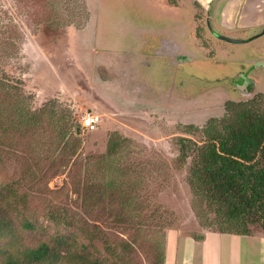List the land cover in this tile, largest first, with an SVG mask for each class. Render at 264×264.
Returning a JSON list of instances; mask_svg holds the SVG:
<instances>
[{"label":"rangeland","instance_id":"rangeland-1","mask_svg":"<svg viewBox=\"0 0 264 264\" xmlns=\"http://www.w3.org/2000/svg\"><path fill=\"white\" fill-rule=\"evenodd\" d=\"M154 1L160 4L163 0H151ZM177 1L179 7L166 9V12L183 17L190 29L199 27V15L207 21L211 9L208 0ZM142 5L141 0H0V46L10 44L12 47L0 59V80L9 79L11 85L17 86L19 99L32 110L38 111L48 105L61 115L64 120L59 123L61 129L67 124L81 129L77 135L81 144L70 163L67 162L71 143L62 152H52L55 157L53 168L42 170L44 162L41 161V169L35 168L39 175L32 180L23 178V166L42 160L41 150L36 148L46 146V140L36 142V137L34 141L27 138L16 141L12 148L0 149V189L10 187L3 185L12 183V188L27 194V205H21L13 214L15 229L3 240L0 264L7 254L17 255L30 247L51 242L58 233L81 237L82 227L99 228L109 240L126 239L127 234L109 223L104 214L86 213L82 200L73 193L76 184L84 186L98 178L101 181L117 179L122 186L131 189L135 203L145 210L146 225L139 233L141 249L136 248L129 264H153L152 252L161 240L165 242L166 264H239L234 250L236 243L230 242V235L208 233V229L200 224L195 208L198 200L189 184L194 156L190 154L186 162L180 160L185 139L200 145L204 140L196 129L188 132L187 128H202L206 124L214 114L207 109L212 106L210 102L207 100L199 105L203 114L184 117L178 109L124 107L117 104L114 94L102 97L99 80L95 81L89 71L91 63L98 65L105 60L90 58L100 41L97 33L100 28L102 31V17L106 25L103 41L120 42L132 52L137 43L152 38L148 31L156 29L152 28L156 25L155 19L150 14L151 8ZM224 5L221 11L225 9ZM232 9L233 18L237 19L239 10ZM257 17L263 20L264 14ZM120 19L134 27V30L127 29L124 37L114 25ZM210 23L220 35L247 39L240 38L243 33L240 29L234 33L224 31L212 15ZM92 31L95 32L90 36ZM209 38L205 41L206 46L191 49L195 58L186 60L184 66L165 73L160 69L144 85L154 92L153 89L159 90V86H165L167 90L177 84L175 87H179L185 97L198 96L214 87L236 86L241 77L260 65L253 61L264 58V36L245 44ZM189 42L195 44L191 38ZM186 44L188 46V42ZM235 74L239 79H235ZM120 99L125 103L130 100L126 95ZM87 112L101 118L95 132L81 126ZM223 114L217 113L218 116ZM112 136L127 143L119 153L109 156L107 149ZM100 158L103 168L98 171L96 164ZM201 207L207 212L204 204ZM58 213H65L73 226H57L51 216ZM209 214L207 212V217L213 219ZM24 221H30L39 230L23 228ZM193 235L202 238L195 242ZM190 237L191 248L186 244ZM96 248L105 256L102 245L97 243ZM60 264L70 263L63 260Z\"/></svg>","mask_w":264,"mask_h":264},{"label":"trees","instance_id":"trees-1","mask_svg":"<svg viewBox=\"0 0 264 264\" xmlns=\"http://www.w3.org/2000/svg\"><path fill=\"white\" fill-rule=\"evenodd\" d=\"M9 47L10 44L0 46V59L6 56ZM9 81L0 80V149L12 148L16 141L27 138L33 140L36 137V142L46 140V146L36 148L41 150L42 160L23 166L25 180L38 177L35 168L41 169V161L44 162L42 170L53 168L55 157L52 152H62L71 143L69 164L81 144L77 136L78 126L67 124L61 129L59 123L64 121L61 115L48 105L38 111L32 110L21 102L15 90L18 87ZM229 113L221 120H209L202 128L189 126L188 132L196 129L204 140L200 145L185 139L180 160L186 162L190 154L194 156L189 184L198 200L195 204L197 218L208 233L234 236L264 234V104L257 101L232 105ZM66 121L69 122L68 118ZM126 143V140L112 136L108 155L119 153ZM96 167L98 171L103 168L101 158ZM3 186L10 187L0 189V254L4 252L3 240L8 232L15 229L13 214L21 205H27L26 193L12 188V183ZM72 190L76 198L82 200L86 213L104 214L109 223L127 234V238L109 240L99 228L82 227L81 237L58 233L51 242L30 247L17 255L7 254L1 264H60L63 260L70 264H129L136 248H140V229L146 225L145 210L135 203L131 189L122 186L117 179L101 181L98 178L84 186L76 184ZM203 204L213 219L207 217V212L201 207ZM51 220L57 226H73L65 213L54 214ZM22 227L39 230L30 221H24ZM191 237L195 242L202 238L198 235ZM96 242L103 246L105 256L96 248ZM165 256V242L161 240L152 252L153 264H166Z\"/></svg>","mask_w":264,"mask_h":264},{"label":"flooded vegetation","instance_id":"flooded-vegetation-1","mask_svg":"<svg viewBox=\"0 0 264 264\" xmlns=\"http://www.w3.org/2000/svg\"><path fill=\"white\" fill-rule=\"evenodd\" d=\"M141 1L146 9L151 8L150 14L155 19L156 24L152 25V28L156 29H150L148 34L152 38L137 43L132 52L128 51L130 47L120 42L109 43L102 40L103 32L106 29L104 18L102 17V31L100 28L97 33L100 41L96 44L93 55H89L91 60L98 57L105 59L103 63L100 61L98 65L91 63L89 69L92 72V77H95V81L96 79L99 80L102 97H110L114 94L113 98L117 101V104H122L124 107L178 109V111L182 112L183 117L199 116L201 112L203 114V110L199 108V105L204 104L208 100L212 106L207 109L214 113L215 116L212 114V117L207 122L211 119L221 120L229 116V110L232 108V105L256 103L257 101H261L264 104V58L260 61H253L254 64L260 65L256 66L249 75H245L244 78L241 77L240 82L236 86L231 84V86L226 87H214L205 90L198 96L191 97H185L184 92L181 93L178 89L179 87H175L177 84L167 90L164 89L165 86L162 88L159 85L157 88L159 90L153 89L154 92L148 90V86L144 84H147V79L152 80L157 71L164 69L163 72H172L177 67L180 68V65L184 66L186 60L195 58L192 51L201 49V45L206 46V42L209 41L210 36L218 39L212 34L215 30L211 27L212 24L210 23L212 7L216 0H208L211 3V9L207 21L204 16L199 15L197 18L199 27L195 29L191 28L192 30L185 23L183 17H176L167 13L166 10L156 7L151 0ZM172 1L174 0H171L170 3L173 4ZM122 20L120 19L114 25L115 28H118L116 30L120 35L124 37L128 33L126 32L127 29L134 30V27ZM93 32L95 31H92L90 36L93 35ZM260 32H264V27L258 30L254 36L261 34ZM251 36L253 37V35ZM190 38L195 44L189 42ZM250 39L251 37L244 40L248 41ZM186 42H188V46ZM197 45L198 48L196 47ZM104 67H107V69ZM97 70L99 74H97ZM235 75L232 76V79ZM236 78L239 79V76L236 75ZM105 83L109 84L108 87L103 86ZM140 85H142V88ZM149 88L152 89V86H149ZM123 95H126L127 99H130V103L129 101L125 103L120 99ZM217 113L224 114L223 116H218Z\"/></svg>","mask_w":264,"mask_h":264},{"label":"crops","instance_id":"crops-1","mask_svg":"<svg viewBox=\"0 0 264 264\" xmlns=\"http://www.w3.org/2000/svg\"><path fill=\"white\" fill-rule=\"evenodd\" d=\"M170 1L163 0L160 4L154 1V4L164 10L179 7L177 0L172 1L173 4ZM223 5L225 9L221 11ZM230 9L239 10L237 19L233 18V11L231 12ZM260 14H264V0H216L212 10V18L217 25L224 31L231 33L240 29L243 32L240 38H249V36L264 27V19L259 20L257 17ZM231 21L233 23H228ZM104 68L107 69V67ZM108 85V83H105L103 86L108 87ZM228 239L233 245L236 243L237 249L234 248V250H236L237 257H239V259L237 258L239 264H264V234L258 233L254 236L230 235ZM192 243L191 237L187 238L186 244L189 248L192 247Z\"/></svg>","mask_w":264,"mask_h":264},{"label":"built area","instance_id":"built-area-1","mask_svg":"<svg viewBox=\"0 0 264 264\" xmlns=\"http://www.w3.org/2000/svg\"><path fill=\"white\" fill-rule=\"evenodd\" d=\"M100 123L101 118L99 115H96L92 112H87L82 118L81 126L84 130L95 131L99 128Z\"/></svg>","mask_w":264,"mask_h":264},{"label":"water","instance_id":"water-1","mask_svg":"<svg viewBox=\"0 0 264 264\" xmlns=\"http://www.w3.org/2000/svg\"><path fill=\"white\" fill-rule=\"evenodd\" d=\"M216 38L222 40V41H225V42H228V43H231V44H244V43H248V42H252L262 36H264V32H262L261 34L257 35V36H253L251 37L250 40L246 41L244 39H231L229 37H226V36H222V35H219V34H216L215 32L212 33ZM81 133V129H78V134Z\"/></svg>","mask_w":264,"mask_h":264}]
</instances>
